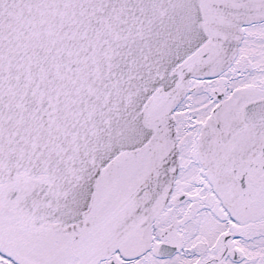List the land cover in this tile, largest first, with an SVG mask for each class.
Masks as SVG:
<instances>
[{
  "label": "snow or ice",
  "instance_id": "1",
  "mask_svg": "<svg viewBox=\"0 0 264 264\" xmlns=\"http://www.w3.org/2000/svg\"><path fill=\"white\" fill-rule=\"evenodd\" d=\"M0 264H264V0H0Z\"/></svg>",
  "mask_w": 264,
  "mask_h": 264
}]
</instances>
